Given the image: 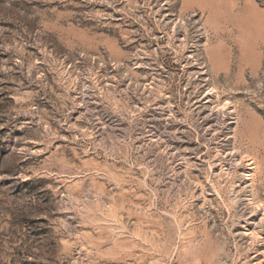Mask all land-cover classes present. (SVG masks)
<instances>
[{
  "label": "rangeland",
  "instance_id": "rangeland-1",
  "mask_svg": "<svg viewBox=\"0 0 264 264\" xmlns=\"http://www.w3.org/2000/svg\"><path fill=\"white\" fill-rule=\"evenodd\" d=\"M0 264H264V0H0Z\"/></svg>",
  "mask_w": 264,
  "mask_h": 264
}]
</instances>
